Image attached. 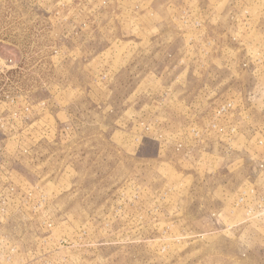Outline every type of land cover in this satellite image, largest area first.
Segmentation results:
<instances>
[{"label": "rangeland", "instance_id": "obj_1", "mask_svg": "<svg viewBox=\"0 0 264 264\" xmlns=\"http://www.w3.org/2000/svg\"><path fill=\"white\" fill-rule=\"evenodd\" d=\"M0 264H264V0H0Z\"/></svg>", "mask_w": 264, "mask_h": 264}]
</instances>
